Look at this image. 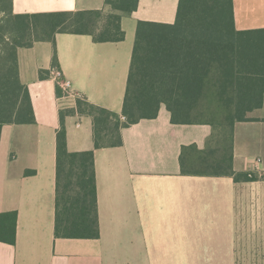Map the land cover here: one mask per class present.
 I'll return each mask as SVG.
<instances>
[{"label":"crops","instance_id":"0c3cea01","mask_svg":"<svg viewBox=\"0 0 264 264\" xmlns=\"http://www.w3.org/2000/svg\"><path fill=\"white\" fill-rule=\"evenodd\" d=\"M178 0H139L121 18L124 40L95 43L58 34L17 53L34 124L0 133V214L17 213L13 246L0 243V264H264V182L181 173L183 147L207 148L209 125H175L164 106L155 119L120 130L122 145L95 149L91 118L66 117L67 150L94 151L98 239L54 236L56 133L61 111L77 100L122 117L138 21L173 24ZM238 31L264 29V0H232ZM107 9L105 0H12L18 14ZM60 71L76 98L51 76ZM47 77L39 78V73ZM264 108L234 125L232 169L264 174ZM191 156L184 155L189 163ZM34 172V173H31Z\"/></svg>","mask_w":264,"mask_h":264},{"label":"trees","instance_id":"16d2710c","mask_svg":"<svg viewBox=\"0 0 264 264\" xmlns=\"http://www.w3.org/2000/svg\"><path fill=\"white\" fill-rule=\"evenodd\" d=\"M138 1L105 0L107 9L101 10L14 15L12 0H0V133L5 125L35 123L27 88L19 81V49L50 42L56 67L58 34L121 42V18L132 15ZM47 75L41 71L39 78ZM56 92L60 96L58 86ZM161 106L172 124L212 128L207 148H182L183 175L264 182V174L232 169L234 125L251 121V113L264 108V29L236 30L232 0H178L173 24L138 21L121 113L125 120L80 99L75 108L59 114L55 238L99 237L94 151L67 150L65 118H91L94 148H113L122 145L121 129L155 119ZM16 226V212L0 214V243L15 244Z\"/></svg>","mask_w":264,"mask_h":264},{"label":"built area","instance_id":"2783aa9c","mask_svg":"<svg viewBox=\"0 0 264 264\" xmlns=\"http://www.w3.org/2000/svg\"><path fill=\"white\" fill-rule=\"evenodd\" d=\"M51 76L55 80V82L57 83V86L63 91V93L66 96L71 97V98H76L75 95L73 93H71V91H70L69 82L67 80L62 79V75H61L60 71H58L55 68L52 69ZM121 120H125V118L122 117Z\"/></svg>","mask_w":264,"mask_h":264},{"label":"rangeland","instance_id":"374dc122","mask_svg":"<svg viewBox=\"0 0 264 264\" xmlns=\"http://www.w3.org/2000/svg\"><path fill=\"white\" fill-rule=\"evenodd\" d=\"M260 110H261V109H260ZM256 111H259V110H256ZM263 111H264V109H263ZM251 115H255V112L251 113Z\"/></svg>","mask_w":264,"mask_h":264}]
</instances>
